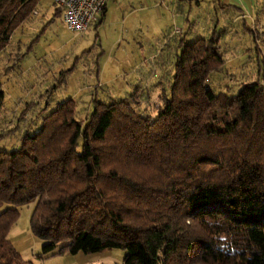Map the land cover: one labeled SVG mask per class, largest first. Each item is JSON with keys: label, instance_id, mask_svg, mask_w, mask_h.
Here are the masks:
<instances>
[{"label": "trees", "instance_id": "obj_1", "mask_svg": "<svg viewBox=\"0 0 264 264\" xmlns=\"http://www.w3.org/2000/svg\"><path fill=\"white\" fill-rule=\"evenodd\" d=\"M37 2L0 0V52ZM220 41L179 50L153 118L137 94L93 99L83 119L71 99L46 103L13 151L0 147V264H33L7 238L27 205L38 259L121 249L122 264H264V65L214 94ZM4 98L0 80V110Z\"/></svg>", "mask_w": 264, "mask_h": 264}, {"label": "rangeland", "instance_id": "obj_2", "mask_svg": "<svg viewBox=\"0 0 264 264\" xmlns=\"http://www.w3.org/2000/svg\"><path fill=\"white\" fill-rule=\"evenodd\" d=\"M192 6L189 23H194V33L221 37L220 50L226 63L208 81L214 94H234L243 84L260 78L258 70L264 65V0H248L245 17L239 15L234 23L227 11L224 14L209 9V17L196 16ZM182 8L186 15L188 7ZM34 10L38 15L34 11L0 52V80L5 92L0 133L7 134L0 142L2 149L13 151L24 131L37 127L46 103L49 113L57 104L71 99L77 106V118L83 119L93 99L114 101L137 94L149 99L140 104L142 115L155 116L160 105L158 94L167 91L179 53V36L172 31L188 30L173 0H108L104 16L83 34L65 28L52 0H38ZM32 208L27 205L19 209L7 236L23 260L33 264H122L125 252L121 249L38 259L44 243L30 232Z\"/></svg>", "mask_w": 264, "mask_h": 264}, {"label": "built area", "instance_id": "obj_3", "mask_svg": "<svg viewBox=\"0 0 264 264\" xmlns=\"http://www.w3.org/2000/svg\"><path fill=\"white\" fill-rule=\"evenodd\" d=\"M182 2H200L203 0H178ZM108 0H52L60 11L65 28L74 34H83L97 21L106 8ZM175 32H180L175 29Z\"/></svg>", "mask_w": 264, "mask_h": 264}, {"label": "crops", "instance_id": "obj_4", "mask_svg": "<svg viewBox=\"0 0 264 264\" xmlns=\"http://www.w3.org/2000/svg\"><path fill=\"white\" fill-rule=\"evenodd\" d=\"M251 1H253V0H251ZM173 2H174V7L176 9L180 8V10H178V12L176 11L177 15H179V17L182 15L184 17L186 23H188V26H187L188 30L186 33L180 29H178L180 31L178 33L175 32V29L172 31V35L179 36V38H178L179 40H178V44H177L178 51L185 44L191 43L192 41H194L197 38L207 37V35H204V34L197 35L196 33H194L195 32L194 27H193L194 23H189V18L192 19V7H193L192 5H195V7L193 8V12L196 16H198L200 14L201 16L205 15V16L209 17V13L206 14V10H207V12H209V9L215 11L216 13L218 12V13H224V14H225V11H227L230 15H232V18H233L232 22L233 23L239 19V15H242L243 17H245L244 10L248 5V0H206L205 2H197V3L196 2H182V1H178V0H173ZM182 5H186L188 7L187 8L188 13L186 15L183 14L184 9L182 8ZM190 13H191V15H190ZM37 15H38V13H37ZM227 17L228 16H226V18ZM232 27H235V26H232ZM192 31H193V35H192Z\"/></svg>", "mask_w": 264, "mask_h": 264}]
</instances>
